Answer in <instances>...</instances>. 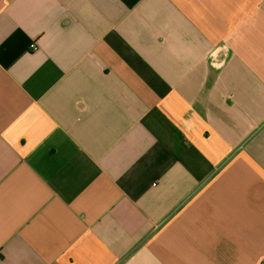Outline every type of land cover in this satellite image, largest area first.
<instances>
[{
	"label": "crops",
	"instance_id": "crops-1",
	"mask_svg": "<svg viewBox=\"0 0 264 264\" xmlns=\"http://www.w3.org/2000/svg\"><path fill=\"white\" fill-rule=\"evenodd\" d=\"M0 264H264V0H0Z\"/></svg>",
	"mask_w": 264,
	"mask_h": 264
}]
</instances>
